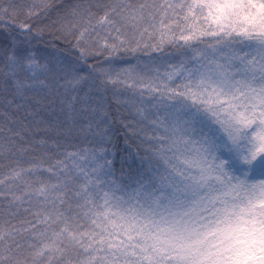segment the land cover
<instances>
[{"label": "snow or ice", "instance_id": "obj_1", "mask_svg": "<svg viewBox=\"0 0 264 264\" xmlns=\"http://www.w3.org/2000/svg\"><path fill=\"white\" fill-rule=\"evenodd\" d=\"M13 28L0 264H264V0H0Z\"/></svg>", "mask_w": 264, "mask_h": 264}, {"label": "trees", "instance_id": "obj_2", "mask_svg": "<svg viewBox=\"0 0 264 264\" xmlns=\"http://www.w3.org/2000/svg\"><path fill=\"white\" fill-rule=\"evenodd\" d=\"M66 2H71V0H66ZM53 17H55V12H53ZM13 36H16L18 41L23 40V37L18 35L14 28L12 29V31H8L6 29L0 32V47L10 44ZM31 44L33 50L41 56H49L51 54L59 56L68 61L75 60V58L78 56V52L73 49L70 44L64 42H56L54 47L52 39L47 33H45L42 39L32 40ZM168 51L172 52L173 50L169 49ZM100 59H103V57H101ZM89 62L92 63L94 61L90 60ZM119 63L122 64L123 62L121 61ZM108 100L111 105L110 112L112 116L117 117L116 121L111 126V136L113 139V144L115 145L114 150L116 152V163L114 167L116 170V176L120 177L122 175L120 171L121 167H123L124 173H128L130 169L135 170L140 161L138 156L136 155V144L132 141H129V143L132 144V147L129 148L124 143V140L126 139L125 133L127 132V129H125L120 122V113L117 112V106L112 102L111 93H109L108 95ZM140 155H143L142 151L140 152ZM122 161L123 165L121 163Z\"/></svg>", "mask_w": 264, "mask_h": 264}]
</instances>
